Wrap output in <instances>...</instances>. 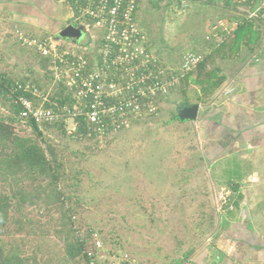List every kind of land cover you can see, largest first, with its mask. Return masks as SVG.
<instances>
[{
  "label": "rangeland",
  "instance_id": "374dc122",
  "mask_svg": "<svg viewBox=\"0 0 264 264\" xmlns=\"http://www.w3.org/2000/svg\"><path fill=\"white\" fill-rule=\"evenodd\" d=\"M223 3L140 0L138 23L147 37L146 53L158 51L160 65L177 70L178 75L183 73L186 57L209 58L225 33L234 31L236 18L254 8L245 2L224 8ZM252 22L264 35V20ZM101 34L91 30L90 52ZM86 35L81 43L87 41ZM53 39L74 49L67 40ZM3 43L0 74L12 83L38 87L51 105L57 104V84L39 54L19 49L9 38ZM225 43L229 53L233 40L228 37ZM243 50L247 61L249 48ZM210 57L204 74L210 69H220L231 78L238 73L233 60L239 56ZM191 72L189 83L181 82L159 103L157 115L134 120L124 132H111L104 144L95 136L70 135L68 131L75 127L72 120L46 128L40 138L30 127L15 123L16 133L38 139L46 151L51 147L56 154L62 167L58 180L62 204L40 203L21 211L14 204L0 232V245L7 255L24 257L30 264H90L83 251L75 258L68 251L76 242L83 244L81 237L91 242L98 233L107 263L124 259L141 264H192L207 250L217 254L214 246L225 222L222 218L232 209L246 207L250 213L259 209L257 221L264 225V151L256 154L249 148H233L214 166L203 127L174 119L182 106L199 104L204 109L223 102L213 95L205 100L201 87L192 84L196 68ZM10 108L0 95V117L11 116ZM234 173L241 179L230 180Z\"/></svg>",
  "mask_w": 264,
  "mask_h": 264
},
{
  "label": "built area",
  "instance_id": "2783aa9c",
  "mask_svg": "<svg viewBox=\"0 0 264 264\" xmlns=\"http://www.w3.org/2000/svg\"><path fill=\"white\" fill-rule=\"evenodd\" d=\"M139 1L70 0L73 25L81 24L87 30L102 32L103 44L98 47L99 56L94 60L76 49L61 46L54 39L36 40L18 34L23 46L49 59V70L55 83L62 84L75 101L72 105L57 103L47 109L48 99L34 90L32 100L24 95L15 97L14 103L22 108L21 119L40 126L72 120L75 127L68 133L81 136L84 133L78 132V120L85 118L87 134L104 144L108 133H119L129 128L134 120L157 115L159 103L198 66L201 58L186 57L183 73L178 75L177 70H165L151 51L146 53L147 37L138 23ZM220 1L255 3L256 9L247 12L249 21H259L264 12V0ZM237 25L235 21L232 27L235 29ZM28 90L29 87L16 85L12 93ZM36 99L41 101L40 104ZM80 242L90 264H141L134 260L124 262V259L107 263L98 233L93 235L91 242L85 237H81Z\"/></svg>",
  "mask_w": 264,
  "mask_h": 264
},
{
  "label": "crops",
  "instance_id": "0c3cea01",
  "mask_svg": "<svg viewBox=\"0 0 264 264\" xmlns=\"http://www.w3.org/2000/svg\"><path fill=\"white\" fill-rule=\"evenodd\" d=\"M222 6L225 8L233 5L223 3ZM72 17L70 0H0V46H5L3 42L9 38L16 45L18 44L19 49L36 52L23 46L19 42L18 34L36 40L53 39L57 36L59 40V33L65 27L74 24ZM261 18L264 20V17ZM236 19L240 22L243 17L239 15ZM255 29L258 30V27L255 26ZM91 30L85 29L88 39L85 43H79L77 48L83 49L87 45H93L94 36L91 35ZM225 34L218 48L228 37L234 39L233 32ZM97 38H101V35ZM259 45L261 46H255L253 54L251 52L254 51V46L247 47L250 56L247 61L244 59L247 55L243 50L246 46H242L238 52L229 54L240 57L233 60V67L239 71L231 78L218 69L217 76L226 80L213 97H220L223 102L212 107L206 105L204 109L200 106L201 117L198 114L196 121L186 123L196 124V128L199 127L197 124L203 127L206 150L214 166L220 164L226 158L225 153L233 148L234 151H245L249 148L248 151L256 154L264 151V35L261 36ZM151 52L161 56L158 51ZM41 59L43 60V57ZM47 68H49L48 64ZM249 176L252 178V175ZM232 178L230 180L241 179V176L234 173ZM250 182L254 184L253 178ZM257 188L256 185L253 186V189ZM258 210L251 209L252 213H250L246 207H240L229 211L227 213L229 216L222 218L225 222L222 223V230L217 237L219 241L214 246L217 254L207 250L201 258L199 257L200 260L195 257L192 264L199 262L201 264H264V225L257 221Z\"/></svg>",
  "mask_w": 264,
  "mask_h": 264
},
{
  "label": "trees",
  "instance_id": "16d2710c",
  "mask_svg": "<svg viewBox=\"0 0 264 264\" xmlns=\"http://www.w3.org/2000/svg\"><path fill=\"white\" fill-rule=\"evenodd\" d=\"M178 1L183 2L182 0ZM225 3L228 4L231 2L225 1ZM249 3L251 6H254V8L250 10L254 11L256 9L255 3ZM241 14L243 19L240 22L239 19L237 20L238 25L233 31L234 39L233 46L229 51L230 53H227L225 50L226 44L224 43L214 51V54L218 58L226 59L231 56L229 54L238 52L242 46L250 47L259 45L262 36L261 29H255V24L252 21H248V18H246L247 13ZM96 40H98V43L94 52H90L92 50V45H87L83 49L76 48L78 45H73V47L76 46L74 49L87 56L90 60H94L99 56L98 47L101 48L103 44L102 37L96 38ZM209 59H211V57ZM43 61L47 62L49 67V59L43 58ZM207 63V59H202L200 61L196 67V79L192 83L201 87L205 100L212 96L226 80L224 77L217 76V73H219L218 69L204 74ZM48 71L50 72L49 68ZM192 77V72H189L181 82L186 81L189 83ZM16 85H21L23 88L29 87V90L25 93L19 91L13 94L12 91ZM57 88V99L55 100L54 98V100L58 102V105H72L75 103L70 93L62 84H57ZM34 90L43 95L38 87L26 83H12L11 80L7 79L3 74H0V95H3L5 100L10 103L12 112V115L9 117H0V232L10 220V214L14 204L17 211L37 207L40 203L51 206L58 205L59 202L62 204L61 191L58 186L62 167L60 163H58L53 149L48 147L46 151L38 139L22 137L16 133L14 128L15 123H23L30 127L36 136L40 138L46 128L64 123L60 122L54 125L40 126L33 121L21 119L22 108L20 105L14 103L15 97L24 95L32 100V92ZM36 100L38 104H40L41 101L39 99ZM201 100L200 98V103ZM45 107L48 109L52 108L53 105L47 102L45 103ZM174 119L186 122L181 120L178 116H175ZM78 125V132L88 135L85 118H80V120H78ZM121 132L124 131L122 130ZM109 135L110 133L106 136V140ZM81 251L82 244L76 242V244L70 245L68 253L72 258H75L79 256ZM0 264L30 263L24 257L7 255L6 250L0 245Z\"/></svg>",
  "mask_w": 264,
  "mask_h": 264
},
{
  "label": "water",
  "instance_id": "95a60500",
  "mask_svg": "<svg viewBox=\"0 0 264 264\" xmlns=\"http://www.w3.org/2000/svg\"><path fill=\"white\" fill-rule=\"evenodd\" d=\"M85 29L83 26L70 25L65 27L59 33V39L67 40L74 45H79V41L85 35ZM200 105L182 106L178 111V117L184 121H196L198 118Z\"/></svg>",
  "mask_w": 264,
  "mask_h": 264
},
{
  "label": "flooded vegetation",
  "instance_id": "af4514ba",
  "mask_svg": "<svg viewBox=\"0 0 264 264\" xmlns=\"http://www.w3.org/2000/svg\"><path fill=\"white\" fill-rule=\"evenodd\" d=\"M79 43H81V40L79 41ZM155 55V57H157V58H159L160 56L157 54H154Z\"/></svg>",
  "mask_w": 264,
  "mask_h": 264
}]
</instances>
